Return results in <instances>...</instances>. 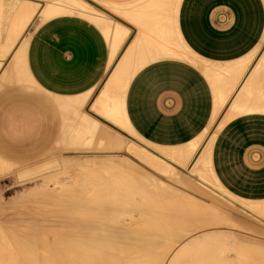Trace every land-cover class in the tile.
Wrapping results in <instances>:
<instances>
[{
  "label": "crops",
  "instance_id": "0c3cea01",
  "mask_svg": "<svg viewBox=\"0 0 264 264\" xmlns=\"http://www.w3.org/2000/svg\"><path fill=\"white\" fill-rule=\"evenodd\" d=\"M79 1L0 0V160L71 151L83 121L130 135L99 107L107 86L127 80L135 136L159 150L213 135V177L241 201L264 202V0ZM51 5L72 13L42 17Z\"/></svg>",
  "mask_w": 264,
  "mask_h": 264
},
{
  "label": "bare ground",
  "instance_id": "6f19581e",
  "mask_svg": "<svg viewBox=\"0 0 264 264\" xmlns=\"http://www.w3.org/2000/svg\"><path fill=\"white\" fill-rule=\"evenodd\" d=\"M27 2H29V1H27ZM23 3H24V1H23ZM19 5H20V3H19ZM54 6L55 5H51V7L46 8L43 11V13H42V17H54V16L60 15L62 13H69L68 9H64V8H61V7H54ZM19 7L20 6H18V8ZM18 8H16L17 10H15V11H17V13H18L19 9H21V8H19V9ZM31 8H32V5H31ZM22 9L23 10H21V11L26 10V9H24V6H22ZM17 13L15 12V14H17ZM33 14H34V12L31 13L30 18H32ZM18 15H20V14H17V16H16L17 18H18ZM19 18H21V16ZM15 19L13 18L14 21H15ZM21 21H19V23ZM26 24H28V23L26 22ZM16 25H18V24H16ZM16 27L19 28V25L16 26ZM20 27H22V25ZM9 30L10 29L8 28V31ZM21 31H22V29H21ZM15 34H16V32H15ZM15 34H14V36L16 38ZM9 36L12 37L11 34L8 35V37ZM113 36L114 35H112V37ZM115 37H117V34H115ZM117 38L115 39L116 42H117ZM7 39L11 40V38H7ZM16 41L14 42V44L16 43ZM116 42H115V44H117ZM119 42H120V40H119ZM21 51L23 52V48L21 49ZM111 85H113V84H111ZM111 85L107 86L104 89V91L102 92L101 99L99 101V104H100L99 107H100L101 113L104 115V117L108 118L114 125L118 126L119 128H122L123 130L132 132L134 134V132L130 128V126H129L128 122H127V119L125 117V114H124V97H125V93H126V90H127L128 81L126 80V82L121 83L119 88H117V89L112 88ZM64 108L67 109L66 105H64ZM71 112H72V110H71ZM92 123H93V121H92ZM92 123H88V122L83 121L82 124H80L79 135H78L77 138H73V141H75L76 145L81 144V143H83L84 145H91V144L92 145H95V144L97 145V143H99V144H101L102 149H103V146H104V148L105 147L107 149L109 148L108 151H110L111 149H113V151H114V149L116 147L119 148V149L116 148V150H123L122 147H121L123 145V143L120 142L123 139L120 138L121 139L120 140L119 138H117L118 135L115 133L117 135V137H116L114 135L113 131H112L113 133H109L108 134L104 130H100V128L102 129V127H100V125L98 126L99 131L97 130V128L94 129V125H92ZM64 129L66 130L67 127H65ZM64 132H63V134H64L63 138L66 135ZM96 133H98V135ZM214 138H215L214 136L213 137L207 136V133H206L205 136L200 138L195 143H193L191 145L189 144L187 147L179 148V149H159V150H157V156H158L157 158H159L157 160L161 159V161H165L164 163H167V164L168 163L181 164V166L183 165L185 168H187L189 166V164L191 163L192 159L194 158L195 154L197 153L198 149L202 146L203 147L202 154L200 153L201 154L200 158L199 159L197 158L198 160L196 159L197 160V161H195L196 163H193L194 165L191 166L190 170L194 174L198 173V176L200 175V177H202L204 174L213 176L210 173V171H209L210 168H211V167H209L210 166L209 164H210V159H211L210 155H211L212 144H213ZM95 139L97 140V142L94 141ZM94 142H96V143H94ZM105 145H107L108 147L105 146ZM119 145H121V146H119ZM134 145H135V143H134ZM136 146L137 145H135V147ZM120 147H121V149H120ZM131 148L133 149L134 147H131ZM98 149H100V148H98ZM138 149H139V147H138ZM128 150H130L129 152L131 153V155H134L135 158L137 157L142 162V164H141L142 166L144 164L148 165L149 167L157 166V165H155V164H157L156 161H154V159H152L153 157H149V156H147V154H145L147 156L146 157L144 155V153H142V155H144V156H142V155H140L141 152H138V153L136 152L135 153L136 149H135V151H131V149H128ZM125 152L127 153V151H125ZM125 152H123V155H124L123 159L125 158ZM128 159H132V158L128 157ZM107 161H106V163H107ZM72 162H74V161H72ZM115 163H117V160L115 161ZM91 164H93V163H81V164H79V162H78L77 164H64V165L62 164V165L63 166H67L68 168L70 167L72 169H76V170L82 171L84 169L91 168V166H92ZM99 164L100 165L95 163V165H97L98 167L101 166L102 163L100 162ZM121 164H120V166H121ZM160 164L161 165H159V164L158 165L161 168V166L163 164L162 163H160ZM167 164H164L162 167L164 168L165 165H167ZM122 166H124V165H122ZM122 166H121V168H122ZM67 167H65V169ZM108 167H106V165H105L106 169ZM167 167H168V169H170L169 166H166L165 169H167ZM121 168L118 167V169H121ZM125 168H127V167H125ZM158 168H155V170L156 169L159 170ZM163 168H161V169H163ZM101 170H102V172L104 171L103 169H101ZM108 170L109 169H107V171ZM171 170H174V169H171ZM94 171H97V170H95V168H94ZM111 171L114 172L113 170H111ZM123 171H119V172L120 173L122 172L123 174L124 173H130L127 170H126L127 172H125V171L123 172ZM159 171H162V170H159ZM164 171L165 170H163V172ZM104 172H106V171H104ZM144 172H145V170H144ZM75 173H78V172L76 171ZM81 173H80V175H81ZM85 173H88V172L85 171ZM89 173H91V172H89ZM93 173L96 174V173H98V171L97 172H93ZM50 174H51V172H50ZM65 174L67 175V171H66ZM95 174H93V175H95ZM108 174H106V175L108 176ZM121 174L119 175L120 177H122ZM132 174L136 175V172L135 173L133 172ZM49 175L46 176V177L49 178L50 177ZM83 175L85 176L86 174L83 173ZM53 176L55 177V174L51 176V178H50L51 181H53V179H54ZM58 176H59V174H58ZM98 176H99V174H98ZM104 176H105V174H104ZM116 176H117V173H116ZM126 176L128 177V175H126ZM173 176H175V178H179L182 181H184L187 184L188 187H190V188L192 187L190 190L193 189V191H195V192L197 191L199 193L200 192L199 189H203L202 186L200 188V185L199 186L198 185L195 186L196 183L192 184L190 181L187 182L186 179H182L179 176V174L176 175V173H175V175H173ZM79 177L80 176H78V178ZM85 177H82V178H85ZM143 177L144 176L142 175V178ZM100 178H102V177H100ZM100 178H98V179H100ZM133 178H134V176H133ZM140 178H141V176H140ZM146 178L148 179V177H146ZM47 179H45V181ZM85 179H87V178H85ZM95 179L96 178H94V180ZM107 179H110V177L106 178V180ZM117 179L120 180L122 178H118V176H117ZM125 179L123 177V181ZM150 179H151V177H150ZM203 179H205V177ZM94 180L93 181H86V182L84 181L83 183H81L80 181H82V180H80V178H79L78 182H80V183L75 185L77 187H75L74 185H72V186L68 185V187H70L68 191H65L67 189L66 188L67 184L66 185L63 184L64 186H66V187L63 186L66 189L64 190V192H60L61 189L59 188V190H60L59 194L56 191L57 188L53 187L55 189L54 191H55L56 194L53 193L52 190L50 191V189H53L52 187H49L51 184L49 186H47L49 190H47L45 188L46 184L44 185L43 189H40L42 187H39V190L36 189L38 191V192L36 191L37 193H39L40 190L42 191V190L45 189L44 191H45L46 194L45 193L44 194L32 193L34 195H31L32 191L35 192L34 187H33V190L31 189L32 191H29L30 194L27 192L31 196L26 194V196L28 195V197H30V198H27L28 201L26 203L25 210L23 212V219H22L23 220V237H22L23 245H22V247H23V250H24V253H23L24 259L22 260V262H20V260H18L17 252H16L15 249L9 247L10 249H13L10 252V250L8 251V247H7V250H6L5 246H7L8 244L5 245V246L2 245L3 247L0 245V264H103V263L105 264V262L106 261L108 262V260H109V259L105 260L106 258L113 257V258L116 259V257H114V256H115L116 252L118 253L119 249H122V251H121L122 255L125 254L126 257L125 256L124 257L126 259L122 262L123 256H121L122 258L120 257L121 258L120 260L117 259L118 260L117 261L118 264H159V263L163 262L161 259L164 256L162 257V256L159 255L160 253H155V252L153 253L152 252V251H154V249L152 248V247H154L152 245L153 242L157 243V244H161L162 243L161 241H163V243H164V246L162 244L163 248L164 247L165 248L166 247L169 248L170 244H172V242H174V241L176 242L178 239H180L184 233H189V231L191 233H193L191 230L198 231V230H202V228L205 230V228H207L208 226H209L208 227V229H209L210 225L215 227L216 225H218L217 223H220V221L221 222L224 221V219L226 221L228 220L229 222L231 220L230 217H228V215L223 214L221 212H215L214 213L215 210L213 212H210L207 209V206L203 207L204 206L203 203L201 204L200 202H198L197 200H195L193 198L192 199L196 201V202H193V203L198 206L197 209L195 208V209H190L189 211H185V210L182 209L184 207L182 205L183 203L181 204V202H180L179 206L178 205L175 206V204H173V209H172L173 212L170 210L172 213H170V211H167L168 209L166 210V208H165L164 212H169V214H167L168 216H166V215L163 214L162 211H161L162 212L161 213L158 210L159 209V206H158L159 204L155 205V204L151 203L153 200L159 202V200L166 199V198H162V197H161V199H159L158 197H152L151 196V193H152L151 191L154 190L153 187L151 188V190H148V189H143L142 190L141 189L142 193H144L142 195H145V196L141 195L142 196L141 199L144 200L143 203L138 204V205L135 204V205H133L131 207L130 206H126L128 203L126 202V205H125V203L123 201L124 200L126 201L127 197H125V198L122 197L123 196L122 194H121V196H118V195H120L121 191L123 193V189L121 187H119V185H117L118 182H114L116 179L113 180V182L109 181V180L108 181H99V180L98 181H94ZM134 180H136V179H134ZM140 180H142V179H140ZM140 180H138V181H140ZM214 180L221 187V189L225 190L217 182V180L215 178H214ZM51 181H49L48 183H53L54 181L56 182L55 179H54L53 182H51ZM75 181H76V179H75ZM151 181L152 182L153 181L159 182V184H157V182H155L156 185H160V184L162 185L163 184V182L159 181L158 179H155V180L151 179ZM24 182H26V181H24ZM55 182H54V186H55V184H57ZM119 182L121 183V181H119ZM143 182L144 181H142L141 183H143ZM150 182L148 183V185H150ZM122 183H121L120 186H122L124 184V183L123 184ZM144 183H146V182H144ZM152 184H154V182ZM16 185H17V183H16ZM112 185H113V187H116V186H118V187L117 188H111L110 186H112ZM114 185H116V186H114ZM128 185L125 184V186H128ZM60 186H62V185H60ZM73 186H74V188H73ZM134 186H135V184H134ZM144 186L146 187L145 184H144ZM56 187H57V185H56ZM119 188H121L122 190L119 189ZM129 189H130V187L127 189L128 192H129ZM174 190H177V189L173 188V191ZM48 191L53 193V194L49 193ZM202 191L206 192L205 188ZM125 192H126V190L124 191V194H125ZM174 192H176V191H174ZM225 192H227V191L225 190ZM113 193H114V195L115 194H118V195L117 196L116 195L112 196ZM160 193H162V191ZM206 193L208 194V192H206ZM130 194H128L129 197H130ZM128 195H124V196H128ZM131 195H132L131 198L135 199L133 196H135L137 194H135V195L131 194ZM210 196H211V194H210ZM23 199H25V198H22V200ZM22 200L18 199V201H14V203L15 202L18 203V202H20ZM24 201H26V200H24ZM170 202H171V200H170ZM242 202L244 204H253V205H249V206L245 205V206L251 212L255 213L256 215L258 214L260 216L261 215L264 216V202H248V201L247 202L242 201ZM11 203H13V202H11ZM22 203H23V201H22ZM132 203H133V201H132ZM191 204H192V202H191ZM8 205H7V207H8ZM189 205H190V203H189ZM12 206H16V205H12ZM167 206L171 207L172 204L167 205ZM127 208H132L133 210L128 211V213H130L132 211V216H131V218L126 220L124 218H126V216L128 218L129 215L128 214L125 215L124 212H122V210L126 209L125 210V212H126ZM203 208H205V209H203ZM134 210H138L137 212H139L138 216L140 217V220L137 219V217H133V216H135V215H133L134 214L133 213ZM122 213L124 214L125 217L123 216ZM1 215H2V218L0 220L1 223L2 222L5 223V219L7 220V222L10 221L9 217H10L11 213H10V215L7 214L9 216L5 215L4 213L1 214ZM17 215H19V214H17ZM121 215L123 217L122 219L120 218ZM12 217H14V216H12ZM12 217H11V221H12ZM19 220L21 221V218L18 219V221ZM255 222H257V221H255ZM4 225H6V224H4ZM225 225H226V223H225ZM147 232H148V234L151 233V232H152L151 234H153L155 232H157V233H155V236H154V234L153 235L146 234ZM116 234H119V236L117 235L118 237L116 236L117 239L115 238ZM203 235H204L203 236L204 237L203 238V242L206 241V244H204L205 246L203 245V243H202V246H200L201 243L199 244V242H198L199 236H197L198 239L195 236V238L197 240V244L194 247V249L189 246L190 240L188 239V241L186 240V242L183 243L179 248L175 249L173 253H171V254L169 253V255H170L169 258L167 260H165L163 262V264H264V252H261L260 254L258 253V252H260L259 248L263 247L261 245H255V248H253V246L250 247V245H248L250 248L255 249V251L258 250V251H256V253L260 255L259 257L258 256L256 257L257 254L252 250V252H253L252 254L253 255L255 254V257H254L252 254L246 253L247 250H245V249L243 251V253H245V254L237 253V252H240L239 250H242L243 248H246V249H249V248L247 247V245L244 244V242H243V244L245 245V247H243L244 245H242V242H240L241 244L239 243L240 245L238 244V246H237V244H235V245L231 244L230 245V242H232L231 238L229 237L230 235L226 236L227 234L226 235L225 234H221V233L216 232V231L209 232V233L207 232L206 234L203 233ZM1 236H0V239H2ZM227 237H229V238H227ZM114 238L116 239V241L113 240ZM120 238H122V242H120V243H122V245H121L122 248H119V244H117L118 243V239H120ZM200 239H202V238H200ZM226 239L228 241L230 239V241L227 242ZM192 240L194 241L195 239L194 238L191 239V243H192ZM0 241L4 242L3 240H0ZM110 241H112V243L117 242L115 244H117L118 247H116V245H113V246H115L117 248V249H114V250H117V251H113V246L109 244ZM120 241H121V239H120ZM2 242H0V244ZM6 242H7V240H6ZM257 246H260V247H257ZM156 247L157 246H155V251L158 250V252H159V248L160 247L158 246V249H156ZM234 247L235 248H240V249L237 251V250L233 249ZM137 248H138V252H137ZM147 248H150L148 250H151V249H153V250H151V252H147L146 251ZM256 248H258V249H256ZM134 249H136V250H134ZM139 249L142 252H139L140 251ZM160 249H162V248H160ZM232 249L234 250V252L237 251V252L234 253L235 254L234 259L232 258V255H230L231 254L230 250H232ZM261 249L264 250L263 248H261ZM144 250L146 252H144ZM250 250L251 249H249V251ZM160 252H161V250H160ZM120 254H119V256H120ZM162 254L164 255V253H162ZM236 254H238V255H236ZM239 254L240 255L242 254L241 256L243 257V260L240 259L241 256H239ZM167 255H168V253H167ZM244 255H248V256H244ZM119 256H118V258H119ZM111 260L112 259H110V262H108V263L111 264V262H113V261L115 262L116 261V260H113V261H111ZM120 261H121V263H120ZM113 264H115V263H113Z\"/></svg>",
  "mask_w": 264,
  "mask_h": 264
},
{
  "label": "rangeland",
  "instance_id": "374dc122",
  "mask_svg": "<svg viewBox=\"0 0 264 264\" xmlns=\"http://www.w3.org/2000/svg\"><path fill=\"white\" fill-rule=\"evenodd\" d=\"M57 2H58V4L59 5H63V6H66V7H68V8H71V7H75V6H77L78 7V4L80 3V4H82V5H85L84 3H82V2H80L79 0H57ZM74 5V6H73ZM86 6V5H85ZM81 7H83V6H81ZM32 12H35V10H33ZM68 12H70V13H72V11L71 10H68ZM34 15V14H33ZM33 17V16H32ZM101 130V129H100ZM123 130V129H122ZM99 131V130H98ZM125 132H128V133H130V135L128 134H126V136L124 137V136H122V135H120V134H118V133H116L117 135H118V137H117V135L114 133V135L117 137V138H121V139H123V140H121L120 142L121 143H123V145L121 146V145H119V146H121L122 147V149L123 150H116V148L117 149H119L118 147H116L115 149H114V151H113V149H111L110 151H108L109 150V148L107 149L106 147L104 148V146H103V149H102V146H101V144H99V143H97V145L95 144V145H84L83 143H81V144H78L77 146H73V147H70V146H68V147H64V148H73V151L71 150V151H64V152H62V153H51V154H48V156L45 158V159H43L41 162H39V163H36V164H31V165H21V164H7V163H4V162H2L1 160H0V215L1 214H5V215H7V214H9L10 215V213H11V215L12 216H14V217H12L11 215H10V217H9V219H10V221L9 222H7V220L5 219V223L4 222H2L1 223V221H0V234L2 235H0L1 236V238L2 239H0V240H3L4 242H2V241H0V242H2L0 245L2 246V245H7V246H5L6 247V250H7V247H8V251L10 250V252L13 250V249H15L16 250V252H17V256H18V260H20V262H22V260L24 259V256H23V253H24V250H23V247H22V245H23V242H22V237H23V212H24V210H25V206H26V203H27V201H28V199L27 198H30V197H28V195L30 194L29 193V191H32L33 190V187H34V190H35V192L34 191H32L31 192V195H34V194H32V193H36V194H44L45 193V189L44 190H40V192L39 193H37L38 191L36 190V189H38L39 190V187H42V188H40V189H43V187H44V185L46 186L45 188L47 189V190H49L48 189V187L47 186H49L50 184V186L49 187H54V188H57V193L59 194L60 192H64V190L65 191H68L69 190V188L70 187H68V185L70 186H72V185H76V184H78V183H83L84 181L86 182V181H93L94 180V178H96L94 181H112L113 182V180H115L114 182H118L117 183V185H119V187H121L122 189H123V193H122V191H121V193H120V195H118V194H115L116 196L118 195V196H121V194L123 195L122 197H127V199H126V201L124 200L123 202L125 203V205H126V202L128 203L126 206H133V205H138V204H141V203H143V199H141V197L142 196H145V195H142V194H144V193H142V190L143 189H148V190H151V188L153 187L154 188V190L153 191H151L152 193H151V196L152 197H158L159 199H161V197L162 198H166V199H163V200H159V202L158 201H152L151 203L152 204H155V205H158L159 206V211L161 212H163V214L164 215H166V216H168L167 214H169V212H164V209L166 208V210L167 211H172L173 212V204H175V206L176 205H178L179 206V204H180V202H181V204L184 206L182 209L183 210H185V211H189L190 209H197L198 208V206L197 205H195L193 202H196L195 200H197L198 202H200L201 204L203 203L204 204V206L203 207H205V206H207V209L210 211V212H213L214 210V213L215 212H221V213H223V214H226V215H228V217H230V222L227 220H225L224 219V221H220V223H217L218 225H214L215 227H213V226H211L210 225V228L208 229V227L207 228H205V230L202 228V230H198V231H193V230H191L193 233H191L190 231H189V233H184L183 235H182V237L180 238V239H178L176 242L174 241V242H172V244H170V246H169V248L168 247H164L163 248V246H164V243H163V241H161L162 243L161 244H157V243H154L153 242V246L154 247H152L153 249H154V251H152L153 253L155 252V253H160L159 255L160 256H164L161 260L164 262L165 260H167L168 258H169V253L171 254V253H173L174 252V250L175 249H177V248H179L183 243H185L186 242V240L188 241V239L190 240V243H189V246L191 247V248H193L194 249V247L196 246V244H197V240H196V238L198 239V237L197 236H199V240H198V242H199V244H200V246H202V243H203V245L204 244H206V241L205 242H203V233L204 234H206L207 232L209 233V232H213V231H216V232H219V233H221V234H227L226 236H229L230 238H231V241L232 242H230V245L232 244V245H235V244H237V246H238V244L240 243V242H242V245H247V247L249 248V249H251L250 251H249V249H246V248H243L242 250H239L240 248H233V249H235V250H239L240 252H237V251H235V252H237V253H242V254H245V253H243V251H244V249L245 250H247V252L246 253H250V254H252L253 252H252V250L256 253V251H258V250H256L255 251V249H252V248H250L251 246H253V248H255V245H261V246H263V247H261V248H263L264 249V216L263 215H256L255 213H253V212H251L245 205H253V204H244L242 201H241V199H238L237 197H235L234 195H232V194H230L228 191V193L227 192H225V190H223V189H221V187L215 182V180H214V178H213V176H211V175H207V174H204L202 177H200V175L198 176V173L196 174H194V173H192L191 171H190V165H189V167H187V168H185L183 165L181 166V164H173V163H164L165 161H161V159L160 160H157V159H159V158H157L158 156H157V147H154V146H152V145H150V144H147V143H145V142H143L141 139H139L137 136H135L132 132H129V131H126V130H124ZM97 132V131H96ZM107 132V131H106ZM215 131H214V127L213 128H211V130L208 132V135H210V134H213ZM111 133H113V132H111ZM97 135H98V133H96ZM210 137H213V135L212 136H210ZM94 141H96L97 142V140L95 139ZM124 141V142H123ZM96 142H94V143H96ZM119 142V143H120ZM80 143V142H79ZM93 143V144H94ZM118 143V144H119ZM133 143V144H132ZM134 143H135V145H137L136 147H135V145H134ZM76 144V143H75ZM125 144V145H124ZM103 145V144H102ZM130 145V146H129ZM97 146V147H96ZM105 146H107V145H105ZM128 146V147H127ZM96 147V148H95ZM108 147V146H107ZM121 147H120V149H121ZM131 147H134L135 149H136V151H135V149L133 148H131ZM138 147H139V149H138ZM83 148V149H82ZM98 148H100V149H98ZM106 149V150H105ZM128 149H131V151H135V153L137 152H141V154L140 155H142V153H144V155L145 154H147V156H149V157H153L152 159H154V161H156V163L157 164H155V165H157V166H153V167H149L148 165H141L142 164V162L136 157L135 158V156L134 155H131V153L129 152L130 150H128ZM145 149V150H144ZM125 151H127V153L125 152ZM123 152H125V158L123 159V157H124V155H123ZM146 152V153H145ZM74 153V154H73ZM152 153V154H151ZM115 154V155H114ZM128 155V156H127ZM144 155H142V156H144ZM155 155V156H154ZM146 156V155H145ZM146 156V157H147ZM105 157V158H104ZM128 157L130 158H132V159H128ZM135 159H134V158ZM113 158V159H112ZM65 159V160H64ZM108 161H107V160ZM137 159V160H136ZM64 160V161H63ZM74 161V162H72V161ZM105 160V161H104ZM111 160V161H110ZM117 160V163H115V161ZM120 160V161H119ZM98 161V162H97ZM106 161H107V163H106ZM110 161V162H109ZM132 161V162H131ZM134 161V162H133ZM138 161V162H137ZM160 161V162H159ZM61 162V163H60ZM68 162V163H67ZM70 162V163H69ZM76 162V163H75ZM79 162V164H81V163H93V164H91L92 166H91V168H89V169H84V170H82V171H79V170H76V169H72V168H68L67 166H63L64 164H77ZM102 163L101 164V166H97V165H95V163H97L98 165H100L99 163ZM122 164H121V163ZM136 162V163H135ZM116 165H115V164ZM121 164V166L122 165H124V166H122V168H121V166H120V164ZM129 163V164H128ZM138 163V164H137ZM160 163H162L163 165L164 164H167V165H165V167L166 166H169L170 167V169H168V167H167V169H165V167L163 168L162 166H161V168H163V169H161L160 168V166L159 165H161ZM55 164V165H54ZM63 164V165H62ZM159 164V165H158ZM105 165H106V167H108L107 169H109L108 171H107V169L105 168ZM113 165V166H112ZM126 165V166H125ZM172 165V166H171ZM51 166V167H50ZM94 166V167H93ZM103 166V167H102ZM117 166V167H116ZM179 166H181L180 168H179ZM65 167H67L66 169H65ZM93 167V168H92ZM102 167V168H101ZM114 167V168H113ZM118 167H120L121 169H118ZM125 167H127V168H125ZM159 167V168H158ZM172 167V168H171ZM50 168V169H49ZM94 168H95V170H97L98 171V173H93V172H97V171H94ZM129 168V169H128ZM134 170H133V169ZM155 168H158L159 170H162V171H159V170H155ZM185 168V169H184ZM2 169V170H1ZM71 169V170H70ZM92 169V170H91ZM101 169H103L104 171H106V172H102V170ZM106 169V170H105ZM116 169V170H115ZM171 169H174V170H171ZM177 169V170H176ZM101 170V171H100ZM111 170H115L114 172H112ZM125 171V172H127V171H129L130 173H120L119 171ZM127 170V171H126ZM131 170V171H130ZM144 170H145V172H144ZM163 170H165L164 172H163ZM179 170V171H178ZM6 171V172H5ZM45 171V172H44ZM54 171V172H53ZM66 173V171H67V175L64 173V172ZM78 172V173H75V172ZM85 171L86 172H91V173H85ZM117 171V172H116ZM123 171V172H124ZM168 171V172H167ZM50 172H51V174H50ZM55 174V177L53 176V178L56 180V182L54 181V179H53V181L55 182V183H57V184H55V186H54V182L53 181H51V176L52 175H54L53 173ZM72 172V173H71ZM82 172V173H81ZM111 172V173H110ZM119 172V173H118ZM134 172H136V175H134V174H132V173ZM150 174H149V173ZM162 172V173H161ZM172 174H171V173ZM42 173V174H41ZM44 173V174H43ZM61 173V174H60ZM80 173H81V175H80ZM83 173L84 174H86L85 176L83 175ZM103 173V174H102ZM109 173V174H108ZM116 173H117V176H118V178H122V179H117V176H116ZM144 173V174H143ZM146 173V174H145ZM169 173V174H168ZM175 173H176V175L177 174H179V176L182 178V179H186L187 180V182H191L192 184L194 183H196L195 184V186L196 185H200V188H201V186H202V188L204 189L205 188V190H206V192H208V194L205 192V191H202L203 189H199L200 190V192L198 193L197 191L195 192V191H193V189L192 190H190L191 188L190 187H188L187 186V184L184 182V181H182L181 179H179V178H175V176H173V175H175ZM50 174V175H49ZM57 174V175H56ZM58 174H59V176H58ZM65 174V175H64ZM74 174V175H73ZM79 174V175H78ZM93 174H95V175H93ZM98 174H99V176H98ZM104 174H105V176H104ZM106 174H108V176L106 175ZM114 174V175H113ZM121 174V176L122 177H120L119 175ZM144 176L143 178H142V175ZM50 176L49 178L48 177H46V176ZM72 175V176H71ZM92 177H90V176ZM110 175V176H109ZM126 175H128V177L126 176ZM147 175V176H146ZM151 177V179L152 180H155V179H158L159 181H162L163 182V184L161 185H156V183L155 182H157V181H153L154 182V184H152L153 182L151 181V179H150V177ZM40 176V177H39ZM78 176H80L79 178H80V180H82V181H80V182H78L79 181V178H78ZM85 177V178H87V179H85V178H82V177ZM112 176V177H111ZM114 176V177H113ZM133 176H134V178H133ZM136 176V177H135ZM140 176H141V178H140ZM35 179H34V178ZM58 177V178H57ZM73 177V178H72ZM94 177V178H93ZM100 177H102V178H100ZM104 177V178H103ZM109 178L110 177V179H107L106 180V178ZM123 177H124V181H123ZM146 177H148V179L146 178ZM156 177V178H155ZM205 177V179H203ZM42 178V179H41ZM44 178V179H43ZM48 178V179H47ZM76 179V181H75V179ZM98 178H100V179H98ZM115 178V179H114ZM133 178V179H132ZM31 179V180H30ZM45 179H47L46 181H45ZM50 179V180H49ZM72 179V180H71ZM74 179V180H73ZM85 179V180H84ZM91 179V180H90ZM131 181H130V180ZM134 179H136V180H134ZM140 179H142V180H140ZM144 179V180H143ZM121 181V183L123 184L122 186H120L121 185V183L119 182V181ZM127 180V181H126ZM134 180V181H133ZM138 180H140V181H138ZM148 180V181H147ZM151 182H150V181ZM24 181H26V182H24ZM49 181H51V182H53V183H48ZM74 181V182H73ZM142 181H144V182H146V183H141ZM22 182V183H21ZM24 182V183H23ZM141 184H140V183ZM150 182V185H148V183ZM199 182V183H198ZM16 183H17V185H16ZM135 184V186H134V184ZM59 184V185H58ZM66 185V186H64V185ZM125 184H129L128 186H125ZM144 184L146 185V187L144 186ZM157 184H159V182H157ZM185 184V185H184ZM56 185H57V187H56ZM60 185H62V186H60ZM142 185V186H141ZM165 185V186H164ZM183 185V186H182ZM66 187V188H64V187ZM74 186H73V188H74ZM114 186H116V185H114ZM124 186V187H123ZM158 186V187H157ZM173 186V187H172ZM75 187H77V186H75ZM111 188H117L118 186H116V187H113V185L112 186H110ZM127 187V188H126ZM130 187V189H129V192H128V188ZM172 187V188H171ZM185 187V188H184ZM50 189V191L52 190V192L53 193H55V189ZM59 188L61 189V191L59 190ZM64 188V189H63ZM121 188H119V189H121ZM126 188V189H125ZM133 188V189H132ZM173 188L174 189H177V190H174V191H176V192H174L173 191ZM184 188V189H183ZM199 188V187H198ZM32 189V190H31ZM121 189V190H122ZM135 189V190H134ZM142 189V190H141ZM160 189V190H159ZM168 189V190H167ZM126 190V192H125V194H124V191ZM166 190V191H165ZM179 190V191H178ZM37 191V192H36ZM44 191V192H43ZM60 191V192H59ZM139 191V192H138ZM162 191V193H160ZM169 191V192H168ZM172 191V192H171ZM29 194H28V193ZM47 192V191H46ZM49 192V191H48ZM206 194H205V193ZM49 193H51V192H49ZM53 193H51V194H53ZM70 193V192H69ZM75 193V192H74ZM133 194V195H135V194H137V195H135V196H133L135 199H132L131 197H132V195L131 194ZM158 193V194H157ZM167 193V194H166ZM173 193V194H172ZM189 193V194H188ZM198 193V194H197ZM26 194H28L27 196H26ZM46 194V193H45ZM48 194V193H47ZM56 194V193H55ZM128 194H130V197H129V195ZM162 194V195H161ZM188 194V195H187ZM210 194H211V196H210ZM31 195H29V196H31ZM114 195V193H113V195L112 196H115ZM124 195H128V196H124ZM142 195V196H141ZM154 195V196H153ZM158 195V196H157ZM160 195V196H159ZM173 195V196H172ZM192 195V196H191ZM204 195V196H203ZM206 195V196H205ZM170 196V197H169ZM138 197V198H137ZM174 197V198H173ZM183 197V198H182ZM16 198V199H15ZM22 198H25V199H23L22 200ZM131 200H130V199ZM185 198V199H184ZM195 199V200H193V199ZM212 198V199H211ZM18 199H21L22 201H23V203H22V201H20V202H15L14 203V201H18ZM139 199V200H138ZM4 200V201H3ZM13 200V201H12ZM24 200H26V201H24ZM170 200H171V202H170ZM210 200V201H209ZM132 201H133V203H132ZM135 201V202H134ZM169 201V202H168ZM203 201V202H202ZM11 202H13V203H11ZM122 202V203H123ZM130 202V203H129ZM155 202V203H154ZM169 204H168V203ZM185 202V203H184ZM191 202H192V204H191ZM213 202V203H212ZM222 202V203H221ZM224 202V203H223ZM2 203V204H1ZM10 203V204H9ZM123 203V204H124ZM132 203V204H131ZM189 203H190V205H189ZM9 204V205H8ZM18 204V205H17ZM170 205V204H172V206L171 207H169V206H167V205ZM206 204V205H205ZM7 205H8V207H7ZM12 205H16V206H12ZM187 205V206H186ZM174 206V207H175ZM186 206V207H185ZM195 206V207H194ZM213 206V207H212ZM229 206V207H228ZM245 206V207H244ZM163 207V208H162ZM210 207V208H209ZM176 208V207H175ZM174 208V209H175ZM213 208V209H212ZM129 209V210H128ZM203 209H205V208H203ZM124 210V211H123ZM122 210V212H124V214L126 215V214H128L129 216H128V218H127V216H126V218H124V219H129V218H131V216H132V211L130 212V213H128V211H130V210H133L132 208H127V211L125 212V210L126 209H123ZM165 210V211H166ZM22 211V212H21ZM135 211V212H134ZM133 211V215H135V216H133V217H137V219H139L140 220V217L138 216V213L139 212H137L138 210H134ZM170 211V213H172ZM238 211V212H237ZM244 211V212H243ZM249 211V212H248ZM2 212V213H1ZM13 212V213H12ZM15 212V213H14ZM20 212V213H19ZM161 212V213H162ZM19 214V215H17V214ZM22 213V214H21ZM123 214V213H122ZM124 214H123V216H124ZM9 215H7V216H9ZM18 216V217H17ZM21 216V217H20ZM11 217H12V221H11ZM16 217V218H15ZM21 218V221L19 220L18 221V219H20ZM125 217V216H124ZM1 218H2V215L0 216V220H1ZM121 219L123 218L122 217V215H121V217H120ZM14 219V220H13ZM15 221V222H14ZM255 221H257V222H255ZM219 222V221H218ZM224 222V223H223ZM229 222V223H228ZM232 222V223H231ZM260 222V223H259ZM6 224V225H4V224ZM13 223V224H12ZM222 223V224H221ZM225 223H226V225H225ZM228 224V225H227ZM6 226V227H5ZM8 226V227H7ZM224 233H223V232ZM153 232V231H152ZM151 232V233H152ZM188 232V231H187ZM151 233H149V234H151ZM155 233H157V232H155ZM155 233H153L154 234V236H155ZM191 233V234H190ZM146 234H148V232L146 233ZM148 234V235H149ZM153 234H151V235H153ZM188 236H186V235ZM263 234V235H262ZM119 236V234H116L115 235V238L117 239V237ZM233 235V236H232ZM117 236V237H116ZM186 236V237H185ZM195 236H196V238H195ZM229 237H227V238H229ZM233 237V238H232ZM235 237V238H234ZM113 239V240H115L116 241V239ZM195 239L194 241L192 240V243H191V239ZM200 238H202V239H200ZM120 239H121V241H120ZM120 239H118V243L117 242H114V243H112V241H110V245H116V247H118V245L117 244H119V248H122L121 247V245H122V243H120V242H122V238H120ZM237 241H236V240ZM6 240H7V242H6ZM184 240V241H183ZM202 240V241H201ZM205 240V239H204ZM227 240V239H226ZM229 241H230V239H229ZM228 240H227V242H229ZM239 241V242H238ZM195 242V243H194ZM234 242V243H233ZM238 242V243H237ZM243 242H244V244H243ZM5 243V244H4ZM115 243H117V244H115ZM249 243V244H248ZM162 244H163V246H162ZM195 244V245H194ZM241 244V243H240ZM239 244V245H240ZM192 245V246H191ZM245 245L243 246V247H245ZM248 245H250V247L248 246ZM155 246H157L156 247V249H158V246L160 247V248H162V249H160L159 248V252H158V250H156L155 251ZM162 246V247H161ZM175 246V247H174ZM205 246V245H204ZM203 246V247H204ZM3 247V246H2ZM4 247V248H5ZM9 247H11V248H13V249H10ZM15 247V248H14ZM115 246H113V251H117V250H114V249H117L116 247L114 248ZM257 247H260V246H257ZM242 248V247H241ZM261 248H259L260 250V252H258L259 254L261 253V252H264V250H262ZM142 249V248H141ZM144 249V248H143ZM148 249H150V248H147V252H151V250H153V249H151V250H148ZM166 249V250H165ZM173 249V250H172ZM196 249V248H195ZM230 250L229 252L231 253L230 255H232V258L234 259V256H235V252H234V250ZM256 249H258V248H256ZM132 250V249H131ZM134 250H136V249H134ZM133 250V251H134ZM140 250V249H139ZM144 250V252H146ZM160 250H161V252H160ZM120 251V252H119ZM119 251H118V253L120 254V256H119V254L116 252L115 253V256L114 257H116V259L115 258H113V257H109V258H106L105 260H108V262H110V259H112L111 261H113V260H116L115 262L113 261V262H111V264H113V263H115V264H118V260L117 259H121L122 257L121 256H123V258H122V262L126 259L125 257H126V255L125 254H123L122 255V249H119ZM249 251V252H248ZM15 252V253H16ZM136 252V251H135ZM137 252H138V248H137ZM139 252H142L141 250L139 251ZM166 252V253H165ZM162 253H164V255L162 254ZM167 253H168V255H167ZM166 254V255H165ZM234 254V255H233ZM241 254V255H242ZM249 254V255H250ZM257 254V253H256ZM259 254H257L256 255V257L258 256H260ZM236 255H238V254H236ZM240 254H239V256H241ZM253 255V254H252ZM118 256H119V258H118ZM125 256V257H124ZM166 256V257H165ZM244 256H248V255H244ZM254 257H255V254L253 255ZM121 257V258H120ZM240 259H242L243 260V257L241 256V258ZM245 259V258H244ZM104 260V261H105ZM107 261L105 262V264L107 263V264H110V263H108ZM163 262H161V263H159V264H163ZM120 263H121V261H120ZM104 264V263H103Z\"/></svg>",
  "mask_w": 264,
  "mask_h": 264
}]
</instances>
